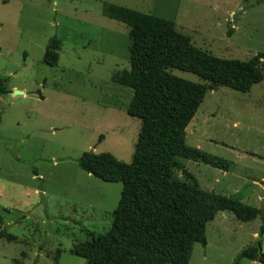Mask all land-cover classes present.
Segmentation results:
<instances>
[{
  "label": "rangeland",
  "instance_id": "rangeland-1",
  "mask_svg": "<svg viewBox=\"0 0 264 264\" xmlns=\"http://www.w3.org/2000/svg\"><path fill=\"white\" fill-rule=\"evenodd\" d=\"M104 3L169 19L220 58L264 54V0H0V77L8 91L0 94V231L15 237L0 239V264H86L73 248L111 227L122 184L81 170L78 159L108 152L129 163L141 122L126 112L132 90L115 79L130 68L128 28L103 15ZM54 36L59 57L50 66L43 54ZM260 65L264 73V57ZM169 72L208 86L186 143L231 164L225 171L180 158L182 168L203 190L239 194L264 213V77L241 92ZM173 175L186 180L179 169ZM260 223L218 212L189 264H233L262 242Z\"/></svg>",
  "mask_w": 264,
  "mask_h": 264
},
{
  "label": "trees",
  "instance_id": "trees-1",
  "mask_svg": "<svg viewBox=\"0 0 264 264\" xmlns=\"http://www.w3.org/2000/svg\"><path fill=\"white\" fill-rule=\"evenodd\" d=\"M102 13L128 28L130 68L115 79L132 90L126 112L141 124L129 163L108 152L86 151L79 157L81 170L102 181L121 182L122 190L109 230L81 241L73 253L86 264H189L194 244L206 245V225L220 211L230 212L242 222L258 217L260 237L264 232L261 209L245 204L239 194L203 190L182 168L180 158L225 171L231 164L186 143V128L208 86L175 76L169 69L195 74L211 87L247 92L264 77L260 65L264 54L248 60L220 58L196 47L169 19L112 3H104ZM59 47L55 36L49 39L43 54L45 64H57ZM4 82L0 77V94L8 92ZM175 169L186 180L175 178ZM4 236L15 240L1 230L0 239ZM258 247L260 240L245 247L233 264L242 258L264 264V253Z\"/></svg>",
  "mask_w": 264,
  "mask_h": 264
},
{
  "label": "crops",
  "instance_id": "crops-1",
  "mask_svg": "<svg viewBox=\"0 0 264 264\" xmlns=\"http://www.w3.org/2000/svg\"><path fill=\"white\" fill-rule=\"evenodd\" d=\"M260 239H261V247H260V251L262 252V253H264V232L262 233V235L260 236ZM252 263L253 264H261V263H259V262H257V261H252Z\"/></svg>",
  "mask_w": 264,
  "mask_h": 264
},
{
  "label": "water",
  "instance_id": "water-1",
  "mask_svg": "<svg viewBox=\"0 0 264 264\" xmlns=\"http://www.w3.org/2000/svg\"><path fill=\"white\" fill-rule=\"evenodd\" d=\"M14 94H24V92L20 90H15ZM257 251L260 252V247L257 248Z\"/></svg>",
  "mask_w": 264,
  "mask_h": 264
}]
</instances>
